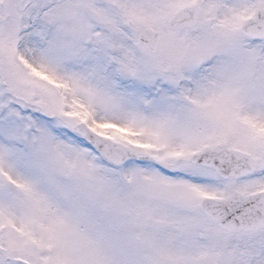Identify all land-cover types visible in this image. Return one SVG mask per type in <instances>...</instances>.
<instances>
[{
	"label": "snow or ice",
	"instance_id": "6c2138e0",
	"mask_svg": "<svg viewBox=\"0 0 264 264\" xmlns=\"http://www.w3.org/2000/svg\"><path fill=\"white\" fill-rule=\"evenodd\" d=\"M0 264H264V0H0Z\"/></svg>",
	"mask_w": 264,
	"mask_h": 264
}]
</instances>
